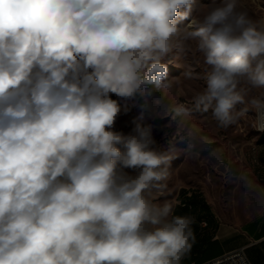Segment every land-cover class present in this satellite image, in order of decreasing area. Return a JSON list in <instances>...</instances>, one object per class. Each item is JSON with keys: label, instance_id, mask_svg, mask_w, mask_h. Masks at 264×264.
Segmentation results:
<instances>
[{"label": "clouds", "instance_id": "9594fccd", "mask_svg": "<svg viewBox=\"0 0 264 264\" xmlns=\"http://www.w3.org/2000/svg\"><path fill=\"white\" fill-rule=\"evenodd\" d=\"M195 4L0 0V264H181L191 251L193 218L168 221L172 205L150 198L166 187L169 151L151 149L141 123L113 131L109 93L171 88L161 61L177 39L197 40L206 87L192 107L169 105L172 118L211 109L228 127L246 114L241 84L264 88V29L223 0L182 30ZM248 104L264 130V99Z\"/></svg>", "mask_w": 264, "mask_h": 264}, {"label": "rangeland", "instance_id": "374dc122", "mask_svg": "<svg viewBox=\"0 0 264 264\" xmlns=\"http://www.w3.org/2000/svg\"><path fill=\"white\" fill-rule=\"evenodd\" d=\"M223 0H196L192 15L180 24L182 30H194L195 24L216 4ZM237 11L246 12L248 17L258 28L264 29V0H238ZM184 32L181 31V37ZM176 47L163 58L162 63L168 67V80L172 87L162 91L151 85L142 86L134 97H118L113 93L109 96L116 100L121 111L118 115L113 131L124 135H135L136 123L151 128L153 143L150 148L156 151L168 150L172 159L169 164V176L162 190H153L151 199L154 203L172 205V212L167 217L170 221L179 207V202L186 192L190 198H196L195 216L205 217L203 207L207 203L214 207L223 221L242 224L257 214L262 205V199L256 195L224 196V190L230 186L228 182L240 171L236 162L244 160L254 140L252 135L258 131L254 111L248 104L252 98L264 99V88H251L242 83L247 95L244 104H237L236 110L248 109L237 123L228 127H221L213 117L212 110L207 112H193L183 120L173 119L168 111L169 105L184 103L192 107L193 97L206 87L204 75L210 71L205 63L204 55L198 49L197 40L184 41L177 39ZM191 72V78L185 73ZM159 99V104L155 101ZM143 115V119L140 117ZM121 150H123L121 146ZM140 169L122 168V174L128 177L138 175ZM215 194V200H209ZM226 197V199H225ZM192 247L185 256L182 264H188V256L197 252ZM211 252H206L207 259Z\"/></svg>", "mask_w": 264, "mask_h": 264}, {"label": "crops", "instance_id": "0c3cea01", "mask_svg": "<svg viewBox=\"0 0 264 264\" xmlns=\"http://www.w3.org/2000/svg\"><path fill=\"white\" fill-rule=\"evenodd\" d=\"M252 137L254 140L244 160L235 163L240 171L230 182L225 177L224 184L230 189L224 190V196L228 193L259 196L262 199L260 209L256 215L237 225L223 221L214 207L207 203L203 207L206 216L196 217L198 220L206 218L209 226L204 230L198 225L192 226L195 237L192 247L198 249L188 256V262H204L245 248L251 264H264V132L256 131ZM210 192L209 188V200H215L216 195L211 198ZM206 252H211L207 259L204 258Z\"/></svg>", "mask_w": 264, "mask_h": 264}, {"label": "built area", "instance_id": "2783aa9c", "mask_svg": "<svg viewBox=\"0 0 264 264\" xmlns=\"http://www.w3.org/2000/svg\"><path fill=\"white\" fill-rule=\"evenodd\" d=\"M256 129L260 128L256 125ZM190 193L193 192L188 191L186 192V194H184L183 198L179 202V207H182L189 211V216L194 220V223L191 225V227L194 225H198L201 230H204L209 226L208 220L206 218L198 220V218L195 216L194 206L188 201ZM184 260L185 257L182 259L181 264ZM188 264H251V262L247 257L245 248H240L204 262L192 261L188 262Z\"/></svg>", "mask_w": 264, "mask_h": 264}, {"label": "trees", "instance_id": "16d2710c", "mask_svg": "<svg viewBox=\"0 0 264 264\" xmlns=\"http://www.w3.org/2000/svg\"><path fill=\"white\" fill-rule=\"evenodd\" d=\"M196 198H190L188 201L191 203L193 206L196 204L195 201ZM179 215V216H189V211L187 209H184L182 207H178L176 211L174 212L173 216Z\"/></svg>", "mask_w": 264, "mask_h": 264}, {"label": "bare ground", "instance_id": "6f19581e", "mask_svg": "<svg viewBox=\"0 0 264 264\" xmlns=\"http://www.w3.org/2000/svg\"><path fill=\"white\" fill-rule=\"evenodd\" d=\"M260 131H263V130H261V129H259ZM121 171V170H120Z\"/></svg>", "mask_w": 264, "mask_h": 264}]
</instances>
